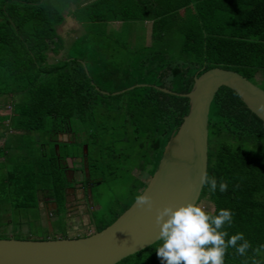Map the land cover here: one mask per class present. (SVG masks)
Wrapping results in <instances>:
<instances>
[{
  "label": "trees",
  "instance_id": "16d2710c",
  "mask_svg": "<svg viewBox=\"0 0 264 264\" xmlns=\"http://www.w3.org/2000/svg\"><path fill=\"white\" fill-rule=\"evenodd\" d=\"M65 10L85 30L69 47L58 32L66 22ZM148 21L153 22L152 45L123 53L118 68L117 50L110 46L111 35L118 34H105L108 26L123 22L129 33L139 23L146 31ZM122 46L135 44L126 40ZM61 52L66 58L54 62L52 56ZM130 55L136 56L133 62ZM214 68L235 71L264 90V0H0V97L9 96L15 104L10 123L0 128V140L11 130L20 132L0 146V168L11 165L0 193H9L17 207L38 208L46 192V201L62 210L68 187L62 162L68 154L57 155L56 145H61L56 139L65 131L87 137L76 147L89 146V168L100 176L105 170L113 179L124 176L127 167L119 164L136 149V167L153 176L190 110L188 98L153 85L187 94L196 76ZM132 71L139 75L134 83L117 82L118 74L124 72L126 79ZM115 82L121 85L111 91ZM133 86L138 87L113 96ZM209 131L208 175L226 181L228 190L213 193L204 186L200 202L212 203L214 213L230 209L229 238L243 233L252 246L244 256L229 248L225 264H264V248L253 251L264 245V122L236 92L223 87L211 106ZM34 134L55 136L45 144L38 141V157L33 148L32 154L22 153V143ZM99 158L107 161L103 168ZM136 183L137 194L142 193L146 183L139 178ZM130 206H123V213ZM109 213L110 222L97 221V232L123 214ZM60 238L67 233L55 239ZM160 244L119 264H162L156 253Z\"/></svg>",
  "mask_w": 264,
  "mask_h": 264
},
{
  "label": "water",
  "instance_id": "95a60500",
  "mask_svg": "<svg viewBox=\"0 0 264 264\" xmlns=\"http://www.w3.org/2000/svg\"><path fill=\"white\" fill-rule=\"evenodd\" d=\"M154 87L166 94L188 98L190 110L143 189L142 193L153 198V209H141L135 202L112 225L87 237L46 241L0 239V264H119L150 248L160 241V229L155 222L157 209L170 204L200 203L204 189L200 176L208 174L209 167L211 106L219 90L226 87L236 92L264 122V90L235 71L208 70L195 77L193 89L187 94ZM87 150L88 147L86 154Z\"/></svg>",
  "mask_w": 264,
  "mask_h": 264
},
{
  "label": "rangeland",
  "instance_id": "374dc122",
  "mask_svg": "<svg viewBox=\"0 0 264 264\" xmlns=\"http://www.w3.org/2000/svg\"><path fill=\"white\" fill-rule=\"evenodd\" d=\"M64 13H65L64 16L66 22L59 27L58 32L60 35H62L63 40L65 41L67 47H69L71 44L75 43L85 34V30L83 25L79 24L76 21V19L73 17V15L70 16L68 14V10H65ZM149 26L150 25L147 24V27ZM112 27H114L117 30H120L121 28V26L118 24H114L112 25ZM135 33L136 35L139 36V39L137 40V42L134 43L135 44L134 47L129 46L128 48L122 46V43L127 40L126 36L128 34L121 38H117L115 37V35H111V37L115 39L111 42L113 44L110 46L112 47L114 46L113 48L117 50V52H114L113 54L114 63L119 61L121 62L123 53L127 54V52L129 53V52H134L138 49H143L144 43L146 41L145 38L146 31L142 30L141 25L137 24ZM149 42L150 40L148 39V43ZM107 43H109V41ZM64 58H66L65 52H61L58 55L52 56L54 62H57ZM127 58L129 59L130 62H133L132 58L135 59L136 56L130 55ZM120 62L116 64L118 68H120L119 65ZM137 67L139 69L138 65ZM138 76H139L138 72L132 71L130 72V77L125 79L124 72H122L117 75V79H118L117 82H121L124 86H128L129 84L134 83L136 81V77ZM257 79L261 80V75H259ZM120 85H121L120 83L115 82V85L112 86L111 91L118 89ZM258 85L259 84H257V86ZM143 86H147V85H143ZM135 87L138 86H133L132 88H128L125 90H131L134 89ZM125 90H122L120 92H123ZM120 92L118 91L117 93ZM115 94L116 93H113V96H117ZM13 100H15V103L20 102V99L18 97H16ZM14 105L12 100L9 98V96L0 97V128L2 127V124L5 125L4 123L6 124L10 123L11 116L14 113V108H15ZM19 134L20 132L11 130L8 134L2 135L3 138L0 140V146L4 144L6 140L10 141L11 143L12 140L16 139ZM8 135L10 136L9 139L7 138ZM53 138H55L54 135L49 136L47 138V136L43 134H34L31 138H28L24 142L22 141L23 142L22 144H24L23 147L24 150L22 151V153L25 154L27 153V155L32 154L31 149L33 148L35 156L38 157L41 154L39 152L40 149L38 146L39 142H41V144H45L47 139L51 140ZM111 139L112 138H108V141H110ZM56 140L60 141L61 147H58L60 153L68 154L67 157L71 156L69 158H72V156L76 154L77 151H79V156L80 157L83 156L84 147H82L80 151V147L78 149L76 147V144L79 141L84 143L87 141V137L84 134L82 133L80 134L76 132V134L73 135L72 134L65 136L60 135L59 138H57ZM63 142L67 144H63ZM123 145L125 144H122L121 146ZM19 146H21V144H19ZM47 149H48L47 151H50L49 146H47ZM58 149L56 147L57 152ZM106 149H108V144H106ZM139 151L140 149H136V152H132L133 155L128 161L120 162L119 166L124 165L125 167H127L126 171H124L125 172L124 176H120L113 179L109 177L108 174L109 171L107 170L103 171L104 175L101 173V176L99 172L95 173L91 170V174L94 176V178H100V179L103 178L104 180H106V182H104L100 187L96 189H92L93 193L96 194L95 195L96 198L94 197V203L97 204L100 203L99 204L101 207L100 210H98L99 209L98 206L87 209L84 207L81 208L74 207L76 206L77 204L76 202L78 200H74L73 197L71 196L70 198L71 200L69 202L70 203L69 206L73 207L70 209L71 212L67 211L68 204L67 202H65L66 205L62 208V215L57 216L55 218V216H52L47 210H45V204L47 203V201H46V197L44 196L46 195V192L44 193L43 190H41V192H43L44 195L41 196H40V191H38V194L42 200L41 206L38 208L17 207L10 201L11 195L9 193L6 195V197L0 193V239H16V240H32V241L56 240L55 238L60 237L62 234H64V232L68 231L69 226L70 228H72L75 234L80 233V234H85L87 236L91 235L93 233L92 231L94 230V227H96L99 223L104 221L110 222L111 213L108 214V212H111L112 209L116 213V215L119 214L120 216V214L123 213L122 210L123 206L125 205L132 206L136 202L134 201V203H132V201L134 200L137 194V190L134 188L137 184L136 178L141 179L145 183H148L149 180L151 179V175L148 172H143L138 167H136L138 165L137 155ZM14 154L19 155L20 152L16 150ZM73 157L76 156L74 155ZM99 160L102 165L100 167L103 168L106 160L102 158H99ZM8 166L0 168V182L5 178L6 171L8 169H11V165L8 164ZM131 169L134 170L131 171ZM81 179L82 177H79L77 184H79ZM65 182H66L65 184L68 187H72V186L74 187L75 185V184L74 185L71 184L69 180H66ZM70 192H73V190H71ZM139 192H141V190H139ZM78 195L82 196L80 191L78 192ZM200 203H202L205 206L206 210L208 211H214L215 209L214 205L210 202L202 200ZM89 210L90 212L93 210H97V211L92 212V215H89V213L87 212ZM74 211L78 212V214L72 213ZM97 221L100 222L98 223Z\"/></svg>",
  "mask_w": 264,
  "mask_h": 264
},
{
  "label": "clouds",
  "instance_id": "9594fccd",
  "mask_svg": "<svg viewBox=\"0 0 264 264\" xmlns=\"http://www.w3.org/2000/svg\"><path fill=\"white\" fill-rule=\"evenodd\" d=\"M200 183L211 192L217 189L224 193L228 183L206 172L200 176ZM136 204L141 209L151 211L154 207L153 198L146 193L135 196ZM156 225L160 229L158 239L161 241L156 248L162 264H225L228 249H235L236 254L244 256L252 247L243 233L230 236L225 225L231 226L233 212L220 209L218 213L206 210L202 203L167 205L157 209ZM260 248L253 251L258 253Z\"/></svg>",
  "mask_w": 264,
  "mask_h": 264
},
{
  "label": "flooded vegetation",
  "instance_id": "af4514ba",
  "mask_svg": "<svg viewBox=\"0 0 264 264\" xmlns=\"http://www.w3.org/2000/svg\"><path fill=\"white\" fill-rule=\"evenodd\" d=\"M69 134H72L70 133V131H65L63 133H60L58 135V138L60 135H69ZM73 135V134H72ZM60 143L59 140H56ZM64 143V142H63ZM57 149L58 145H56ZM86 147H88V153L86 154V152H84V150L86 151ZM84 150H83V156L80 157L79 156V153L77 154H74L76 157H73L72 158H69L71 156H68L66 158V160L64 162H62L64 164V168H65V173H66V177L68 178L69 182L71 184H75L74 187H67L66 188V193H65V202H67V211L68 212H71L70 209L73 208L70 205V198L71 196L73 197L74 200H78L76 203V206L74 207H77V208H81V207H84V208H94L95 206H98L100 210L101 207H100V203H94V197H95V193H93V190L92 189H96L98 187H100L102 184H103V178L100 179V178H93L91 176V168L90 165H89V146L88 145H85L84 146ZM59 149H58V152H57V155L59 156ZM89 165V166H88ZM79 177H82V179L80 180L79 184H77V181L79 180ZM71 190H73V192H70ZM81 192V195H78V192ZM96 198V197H95ZM97 200V199H96ZM93 204V205H91ZM66 205V203H65ZM69 208V210H68ZM45 210H47L52 216H55V218L57 216H60L62 215V210L61 208L58 206V203L57 202H47L45 204ZM97 210H93L90 212L87 211L89 213V215H92V212H95ZM74 214H78V212H72ZM68 217H69V214H68ZM94 233H97V229L96 227H94V230L92 231ZM67 233V238H79V237H87V235L85 234H80V233H74V231L72 230V228H68V231L66 232ZM91 234V235H92Z\"/></svg>",
  "mask_w": 264,
  "mask_h": 264
},
{
  "label": "crops",
  "instance_id": "0c3cea01",
  "mask_svg": "<svg viewBox=\"0 0 264 264\" xmlns=\"http://www.w3.org/2000/svg\"><path fill=\"white\" fill-rule=\"evenodd\" d=\"M114 24L120 25L121 26L120 30H117L114 27H112V25H114ZM147 24H149L150 26L147 27ZM139 25H141V24H139ZM152 25H153V22L152 21H148V22L144 23V25H143V27L144 26L146 27V29L144 28L146 30V36H145L146 41H145L144 45H146V46L152 45V42H153V38H152ZM124 26L125 25H124L123 22L110 23V25L108 26V31H106L105 34L110 35V33H114V31H116V34L120 35V37H124V36H126L128 34L126 36V39L128 41H130L132 43L137 42V40L139 39V36L136 35V33H135V29H136V26L137 25L132 26L133 28H132L131 32H129V33L123 31ZM141 27H142V25H141ZM112 30H113V32H112ZM118 35H116V37L117 38H120ZM148 39L150 40L149 43H148Z\"/></svg>",
  "mask_w": 264,
  "mask_h": 264
}]
</instances>
